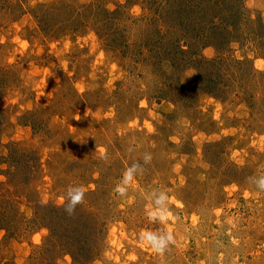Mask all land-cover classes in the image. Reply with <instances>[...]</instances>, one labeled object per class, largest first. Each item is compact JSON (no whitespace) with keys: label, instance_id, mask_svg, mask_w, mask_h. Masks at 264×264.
<instances>
[{"label":"rangeland","instance_id":"374dc122","mask_svg":"<svg viewBox=\"0 0 264 264\" xmlns=\"http://www.w3.org/2000/svg\"><path fill=\"white\" fill-rule=\"evenodd\" d=\"M217 2L0 4V157L33 159L0 178L26 179L0 264H264V0H232L229 44Z\"/></svg>","mask_w":264,"mask_h":264},{"label":"trees","instance_id":"16d2710c","mask_svg":"<svg viewBox=\"0 0 264 264\" xmlns=\"http://www.w3.org/2000/svg\"><path fill=\"white\" fill-rule=\"evenodd\" d=\"M7 1L8 0H0V4H2L3 6V3H6ZM232 3H233L232 0H219V3L218 2L216 3L219 4V7L217 11L216 10L214 11L212 17V21H211V33H213L212 38H215V40L219 38L220 40L218 41V43L221 44L223 43L229 44L228 40L230 37H232V34L230 33L228 34L229 31L228 29L230 28V26H232L233 28H237L241 16V14L239 13V9L238 8L236 9V7ZM215 16L218 17L219 21L223 20L226 22L223 28L221 25L219 27V25L217 24L219 21L218 22L213 21V19L216 18ZM2 114L3 111L0 110V134L3 126ZM22 154L23 153L20 154L19 151H15L14 148L13 150L10 148V155H9L10 162L8 160L7 162L2 161L3 158L0 157V178L5 173V171L8 172V175H10L9 177H11V175L13 176L18 175L19 170L23 169L20 166L21 164L26 167L27 165H29V163L33 159L23 158ZM6 163L8 164L7 170H3L2 165H5ZM28 169H26L25 171H27ZM25 173L27 178L30 172H25ZM19 179L20 180L18 181V184L17 183L15 184L14 182L13 186L10 183L6 185V183L0 181V194H3V196L0 195V229L9 227L13 224L12 220L8 217V212L10 213L15 212V214L18 216L19 213L17 212L18 201L13 194H17V192L19 193L20 190L19 185L21 186V183H24V181L26 180V179L21 180V178ZM27 193L31 194L30 192ZM41 210H44V212L40 213L38 215V218L40 219L41 222L43 221V219L45 220V222H47L46 228H48L49 230L48 238L46 239L47 248L59 253L72 255L74 262H75V254L72 251H77L78 253H81L80 255H78V257L82 258L84 255L82 254L83 246L84 245L86 246L87 245L86 242L88 241V239H86L84 236L81 235L82 231L79 230V228L76 229L74 226H72L73 225L71 223L72 221L71 222L69 221L70 219L69 217L67 218V216H65V213L64 215L60 211L56 213V211L58 210L57 208L47 207V205H37L36 212H39ZM64 219L66 220L64 221ZM13 221L16 222L15 220ZM57 221L59 222L64 221L63 222L64 224H58ZM51 224H53L52 228H51ZM56 224L58 225V227ZM42 247H45V245H43Z\"/></svg>","mask_w":264,"mask_h":264}]
</instances>
